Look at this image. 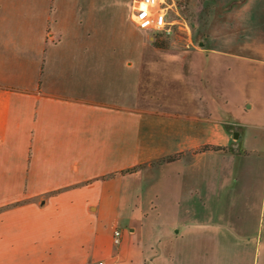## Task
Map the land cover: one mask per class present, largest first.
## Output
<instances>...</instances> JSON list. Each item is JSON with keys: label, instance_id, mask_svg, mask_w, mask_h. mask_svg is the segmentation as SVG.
<instances>
[{"label": "crops", "instance_id": "0c3cea01", "mask_svg": "<svg viewBox=\"0 0 264 264\" xmlns=\"http://www.w3.org/2000/svg\"><path fill=\"white\" fill-rule=\"evenodd\" d=\"M129 1L0 0V264H264V0L184 50Z\"/></svg>", "mask_w": 264, "mask_h": 264}, {"label": "rangeland", "instance_id": "374dc122", "mask_svg": "<svg viewBox=\"0 0 264 264\" xmlns=\"http://www.w3.org/2000/svg\"><path fill=\"white\" fill-rule=\"evenodd\" d=\"M175 4L188 25L189 34L176 30L169 36H162L145 31V44L184 50L195 49L200 42L218 46L220 39L234 41L238 36L241 44L254 38V35L242 36L240 32L247 26L244 20L249 12L248 0H175ZM128 6L131 7V0ZM253 27L264 30V17L261 16ZM262 144L264 146V138ZM254 187L257 188V184Z\"/></svg>", "mask_w": 264, "mask_h": 264}, {"label": "built area", "instance_id": "2783aa9c", "mask_svg": "<svg viewBox=\"0 0 264 264\" xmlns=\"http://www.w3.org/2000/svg\"><path fill=\"white\" fill-rule=\"evenodd\" d=\"M130 19L137 29L169 36L174 31L189 34L186 21L181 17L175 0H131ZM121 230L113 228L111 242L118 245Z\"/></svg>", "mask_w": 264, "mask_h": 264}, {"label": "trees", "instance_id": "16d2710c", "mask_svg": "<svg viewBox=\"0 0 264 264\" xmlns=\"http://www.w3.org/2000/svg\"><path fill=\"white\" fill-rule=\"evenodd\" d=\"M174 157H175L174 155H171V156L164 157L161 160H163V161H169V160H172Z\"/></svg>", "mask_w": 264, "mask_h": 264}]
</instances>
